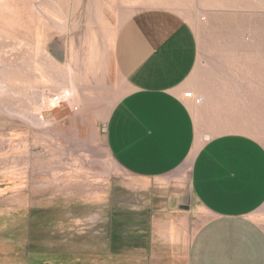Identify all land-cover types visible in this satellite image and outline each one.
Here are the masks:
<instances>
[{"label":"crops","instance_id":"0c3cea01","mask_svg":"<svg viewBox=\"0 0 264 264\" xmlns=\"http://www.w3.org/2000/svg\"><path fill=\"white\" fill-rule=\"evenodd\" d=\"M92 1L96 23L79 41L64 28L62 55L79 67L71 99L96 108L112 159L147 200L129 211L143 221L129 219L127 253L110 245L95 264L107 255L127 264H264V15L246 14L264 1ZM110 9L118 27L104 20ZM200 119L225 128L205 139ZM113 257L107 264H119Z\"/></svg>","mask_w":264,"mask_h":264},{"label":"rangeland","instance_id":"374dc122","mask_svg":"<svg viewBox=\"0 0 264 264\" xmlns=\"http://www.w3.org/2000/svg\"><path fill=\"white\" fill-rule=\"evenodd\" d=\"M92 2L0 0V264H95L110 245L127 253L129 219L132 227L143 221L129 211L144 209L146 195L112 159L96 108L82 111L78 95L45 108L48 91L70 89L79 67L62 55L64 28L79 41L90 19L96 23ZM255 12L264 15L246 14ZM115 13H106L110 27L119 25ZM107 65L114 71L110 58ZM224 126L200 119L205 139Z\"/></svg>","mask_w":264,"mask_h":264},{"label":"built area","instance_id":"2783aa9c","mask_svg":"<svg viewBox=\"0 0 264 264\" xmlns=\"http://www.w3.org/2000/svg\"><path fill=\"white\" fill-rule=\"evenodd\" d=\"M47 97L44 99L45 108L51 109L57 106H61L71 102L72 91L69 88H65L58 92H47ZM186 97L193 99L196 103H200L203 100L202 95H196L191 91L185 93Z\"/></svg>","mask_w":264,"mask_h":264}]
</instances>
